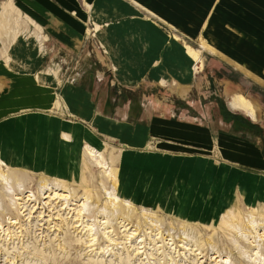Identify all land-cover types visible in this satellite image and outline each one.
<instances>
[{
    "label": "rangeland",
    "instance_id": "rangeland-1",
    "mask_svg": "<svg viewBox=\"0 0 264 264\" xmlns=\"http://www.w3.org/2000/svg\"><path fill=\"white\" fill-rule=\"evenodd\" d=\"M17 1L0 0V66L12 76L21 77L18 88L22 89L19 94L8 95V83L4 90L0 86V128H5L1 131L7 142L3 143L5 151L0 153L8 167L6 174L9 173L7 183L0 182V264H49L46 257L56 258L61 264H85L94 255H89L86 245L78 241L80 234L67 224L71 218L60 210V203L55 209V203L53 207L48 205L50 202L45 203L49 200L45 195H53L50 186L56 188L55 181L67 186V194L74 193L73 200L88 194V219H95L98 207H104L105 200L107 203L108 192H115L120 204L132 205L127 222L129 233L136 229V235L127 242L120 239L118 224L127 216L119 210H109L114 237H119L116 242H120L113 245L115 251L123 256L130 254L131 264H239V251L246 253L249 246L240 244L234 248L236 241L226 233L224 223L238 219L246 223V218L253 217L263 225L255 227L253 235L246 234L252 240L259 239V232L264 231V183L248 178L254 185L243 176L258 175L264 182V174L224 161L226 151L222 146H228L229 139L218 134L215 124L216 118L222 117L238 127L254 126L252 143L261 140L264 151V82L252 76L244 79L246 74L232 62L206 50L202 37L216 46L211 40L217 34L212 29L214 22L210 19L205 32L189 34L153 17L162 25L161 34L170 35L171 41L170 70L167 68L170 75L156 79L153 70L157 71L165 61L131 60L129 47L127 54L124 51L123 57H116L118 48L110 37H114L115 26L126 18L102 23L99 16L93 14L92 19L86 14L87 19L82 18L86 20L83 39L67 48L56 45L48 32L32 24L33 20L19 10ZM5 8H9L8 12ZM189 51L198 54L197 62ZM254 63L257 61L241 64L251 69ZM252 72L259 75L256 70ZM227 82L256 104L258 124L250 122L244 111H229L227 92L231 90L227 89ZM32 97L35 101L30 106L19 108L25 106L20 102ZM9 104L11 108L1 109ZM27 117L43 119V123H51V119L64 122L70 126L66 129L74 127V132L60 129L55 142L47 130L41 131L43 125L29 133L30 126L18 122ZM189 122L199 123L202 130L195 133L193 126L198 125ZM52 124L53 129L59 127ZM65 132L71 136L70 142L65 140ZM86 143L104 154L117 177L116 189L87 156ZM43 182L50 186L41 189ZM19 188L23 189L22 196L32 191L40 205L34 209L29 206L22 214L17 205L7 207L3 192H8V201L13 202ZM142 210L149 217L143 216ZM235 224L236 229L241 227ZM183 232L189 235L188 239ZM137 236L143 239L142 256L134 251ZM211 237L218 240L216 247L208 242ZM108 243L99 233L95 247ZM64 245L66 249H61ZM110 253L105 256L108 263L116 259ZM248 256L245 254L242 259L248 260Z\"/></svg>",
    "mask_w": 264,
    "mask_h": 264
},
{
    "label": "crops",
    "instance_id": "crops-1",
    "mask_svg": "<svg viewBox=\"0 0 264 264\" xmlns=\"http://www.w3.org/2000/svg\"><path fill=\"white\" fill-rule=\"evenodd\" d=\"M17 2L19 4L18 8L23 15L33 20L32 24H35L36 27L38 26L37 28L46 34L48 32L56 45L61 44L67 48L72 45L74 46L80 39H83L84 34H82V30L86 20L82 18L87 19L88 16L85 17L86 14H89L92 19L93 14L96 17L99 16L100 18L98 19L102 23L107 22L108 19L126 18L124 21L121 20L122 23L117 27L115 26L114 37H110L118 48V51H115L116 57L119 60V56L123 57L124 51L127 54L128 50L126 47H129L128 55H131V60L135 59L139 62L144 61L147 63L165 61L161 66L162 69L153 70L152 76L156 79H162L170 75L167 68L170 70L171 41L170 35L165 36L163 32L161 34L162 25L153 21V17L174 28L178 27L189 34L199 33L200 30L203 31L204 29L207 30L208 22L211 19L214 22L212 29L217 32V34L211 36V40H213L216 46L209 45L202 37L201 43L206 47V50L218 54L226 61L232 62L239 70L246 74L244 75V79L252 76L258 81L264 82V0H130V3L124 0H18ZM171 6L173 7L171 8ZM144 16L146 19H144ZM86 34H88V28H86ZM176 45L180 46L179 43H176ZM251 60L257 61L253 65L254 68L251 66V69L253 71L256 70L260 76L252 72L250 68L248 69L246 65L241 64ZM0 78H2L0 81L1 89L4 90L5 85L8 83V95L19 94L22 91V89L18 88L20 86L18 78L21 77L12 76L9 70H5L1 66ZM29 83L31 82L29 81ZM181 85L184 86L183 84ZM226 87L228 90H231V92H227V100L230 99L231 94V97L241 94L238 91V87H235L233 84L230 85L229 82L226 83ZM26 91L30 90H24V93ZM22 99L17 102H20ZM34 101L33 97L27 98L25 102H20V104L22 103L21 105L25 106L19 108L28 107ZM132 102L131 106L134 105ZM228 103L229 100L227 101L229 111L236 113L238 110H233L229 107ZM11 107L12 105L9 104L1 107V109H9ZM248 116L246 115L245 117L253 124L260 122L253 121ZM216 120L217 124L215 125L217 126L218 134L227 136L229 139L228 146H222L223 150L226 151V154H223L224 161L239 166L242 169L264 174L263 143H260L261 140L252 143V138L255 136L253 134L255 133L253 132L255 131V127H243V124H239L238 127L235 122H227L222 117L216 118ZM18 122H21L22 125L30 126L28 129L29 133L35 132L37 130L36 127L43 125L46 129L42 126L41 131L47 130L49 137L55 142H58L56 138L58 137L59 139L58 135L62 130L74 132V127L68 130L66 129L68 124L53 119H51V123H43V119L27 117L19 119ZM52 123L58 124L61 128L57 127L53 129ZM189 123L198 125H192L195 133L202 130V125L199 123ZM48 126L52 129L47 128ZM186 128L191 129V127ZM2 129L5 128H0V152L5 151L6 145L3 143H7ZM13 132H16V130ZM188 170L192 172L190 169ZM178 172V177H180L182 169L180 168ZM201 175L199 174L198 176ZM243 177L246 181L252 177L253 180L264 183L258 175L253 176L244 173ZM249 183L254 184L253 181Z\"/></svg>",
    "mask_w": 264,
    "mask_h": 264
},
{
    "label": "bare ground",
    "instance_id": "bare-ground-1",
    "mask_svg": "<svg viewBox=\"0 0 264 264\" xmlns=\"http://www.w3.org/2000/svg\"><path fill=\"white\" fill-rule=\"evenodd\" d=\"M6 5H4V6L6 7ZM9 8H5L6 10L5 9L4 10L6 12H8ZM6 12H5V14H6ZM189 55H190L191 59H194V60H196L195 62H197L198 54L196 52L192 53L189 51ZM193 67H195V65ZM229 105L233 109H238V110L246 112L251 117V119L253 121L259 120V118H258V107L256 106V104L254 102L249 100L247 97H245L241 94L240 95L236 94V95L232 96L231 99H229ZM63 136H64L65 140L68 142H70L72 140L71 136L66 132L63 133ZM84 148L86 149L85 152H86L87 156L89 157V159L91 160V162L101 169V172L104 175V177L110 178V181H112V184H113V188L116 189L117 188V177H115V175L112 174V172H111L112 170H111L107 160L105 159V156L102 153V151L90 143H86V145H84ZM5 167H7V166H6L5 162L1 159V153H0V182L3 185H5V183H7V181L9 180L8 179L9 173L6 174ZM10 178L12 179V177H10ZM16 181L20 183V187H21V182L18 180H16ZM16 181H15V183H17ZM9 182H11V181H9ZM47 183L43 182L41 184L40 188L43 189L45 186H47V187H48V185L50 186V184H47ZM55 185H56V188H54V189H53L54 186L53 187L50 186V189L52 190L53 195L52 194H49V195L46 194L45 199L49 198V200L45 203L50 202L48 205H51V206L55 203L54 204L55 206L53 209H55V207H57V204L60 203L59 204L61 206L60 210L61 209L64 210V212L63 211L62 212L70 216L71 219H70V221L67 222V224L70 226L72 225L71 228L73 227L75 229V231H77V234H80L78 241L83 242L86 245V247L88 248L87 251H88L89 255H93V253H94L93 256L89 257L88 261L85 264H131L130 263L131 262L130 261L131 255L130 254L123 256L122 253L115 251V248L113 245H117L120 242L119 243L116 242V239L119 237H116V238L114 237L116 234H115V229H114V226H113L111 218H110L111 215L109 214V210H111L112 212L114 210H116V211L119 210L120 212L123 213V215L127 216L126 217L127 219L123 218V219H121V221H118L119 228H121L120 231L122 233V236H120V239H123L127 242L133 234L136 235V233H134V232H136V229L133 230V233L132 232H131V234L129 233V231L131 230V228L128 227L130 225V222L129 223L127 222L130 220L128 218V216H129L128 211H130V209L133 210V208L131 207L132 205L130 203L120 204V200L117 197L118 195H116L115 192L114 193L108 192L109 193V196H108L109 200H107L108 204L106 203V200H105L104 207H101V208L98 207V210L95 213L96 214L95 219H93V220L88 219V218H86V214L89 212V209L91 207V204L89 203V198L87 196L88 194L84 193L82 198L78 197L75 200H73V199H71V197L74 195V193L72 194V192L70 191V195L67 194V189H66L67 186H65L64 184H62L61 182H58V181H55ZM62 188H65V189L62 191ZM19 189H20L19 192H22L23 189L22 188H19ZM19 192L18 193L14 192L15 193L14 195L16 196V198H14L15 200L13 199L14 200L13 202L8 201L9 199L6 196V194H8V192H5V193L3 192L4 203L7 205V207L11 208V206L17 205L19 207L18 210L22 214V213H24V211L26 210L27 207L30 206V207H32V209H34V207L38 206L37 204H39V203H37V198L35 197V194L32 191L28 192L29 194H27L25 196H22L23 192L22 193H19ZM77 196H79V195H77ZM17 200H19V201L17 202ZM55 200H58V201L54 202ZM33 201H35L34 204H33ZM107 205H108V207H107ZM142 212L144 213L143 216H147L148 213L145 210L144 211L142 210ZM57 215H61V214L58 213ZM147 217H149V216H147ZM186 217L188 218V220L191 219L190 215H186ZM225 220H227V219H225ZM238 220L239 221H235V222H237V224L239 226H241V227H239V229L235 228L234 225H236V224L234 221H233V223L228 222V221H226L224 223V229H225L226 233L233 235V238L236 241L234 248H238L240 246V244H243L244 246L245 245L249 246L248 247L249 251H246V253L245 252L242 253L239 251L238 263L239 264H252L254 262L253 264H264V253H262L263 252L262 249H263V245H264V231L259 232V234H258L259 239L258 240H252L250 238V236L248 237L249 234H252L255 231V227H257L259 225H263V222H258L253 217L246 218L245 219L246 223H244V220H242V221H240V219H238ZM10 222L13 224L17 223V221H15V220H13V221L10 220ZM57 226H59V225H57ZM236 227H238V226H236ZM4 231H5V229H4ZM99 233L109 243L104 245V246H101V247H95V245L98 241V234ZM246 233L247 234L249 233V234L247 235ZM9 234H10V232H9ZM6 235H8V234H6ZM183 235H186L185 239L189 238V235L186 234L185 232H183ZM135 239L136 240H134V244H133V246L135 248L134 251H135L136 255L142 256L144 254V251H142L143 246H141L143 239L140 238V236H137ZM165 239L166 238H164L163 240H165ZM64 242L67 245L70 244V241L65 240ZM208 242L211 243L212 245H214L215 247L218 244V240L216 241L212 237L208 239ZM194 243H195L196 247L199 246L197 241L196 242L194 241ZM67 245H66V247H67ZM110 246H112V247H110ZM60 248L64 249L65 245H64V247L60 246ZM226 248H230L229 244L226 245ZM195 250H198V249H195ZM110 251H111V253L116 255V259H115V261H110L108 263L106 261L105 256L108 253H110ZM40 252L42 255H44V253H45V251H43V250ZM156 252H158V248L156 249ZM217 252H219V250H217ZM111 253L109 254V256L111 255ZM245 254L249 255L248 260L242 259V256H244ZM215 255H216V253H215ZM44 258H45V256H44ZM46 261H48L49 264H61V261H59L56 258H52V257H46ZM226 261H229V260L227 259ZM218 262L216 261V263H218ZM138 264H145V263L141 261ZM221 264H224V263H221ZM225 264H227V263H225Z\"/></svg>",
    "mask_w": 264,
    "mask_h": 264
}]
</instances>
